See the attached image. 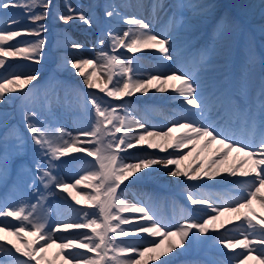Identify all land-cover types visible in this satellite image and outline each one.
I'll use <instances>...</instances> for the list:
<instances>
[{
    "label": "rangeland",
    "instance_id": "obj_1",
    "mask_svg": "<svg viewBox=\"0 0 264 264\" xmlns=\"http://www.w3.org/2000/svg\"><path fill=\"white\" fill-rule=\"evenodd\" d=\"M81 1H84L85 4L79 1L69 4L66 0H0L4 10V13L0 15V115L5 114L1 113L2 106L14 109L19 104L30 105L39 102L43 106V111L36 115L38 120L47 122L53 118L63 121L67 117L77 121L85 133H87L88 123H92L94 128L87 135L89 142H83L86 138H82L77 123L67 120L66 128L68 131H66L64 139L65 147H68L67 152L65 148L62 152L56 153L57 151H54L53 154V158L62 157L66 162V160L71 159V154H69L72 151L71 145L78 144L75 149L76 159L74 163H81V165L77 164L74 168L76 177L67 175L66 181L55 187L57 197H53L52 200L53 203H63L69 208L87 205L81 215L74 214L69 208L60 204L52 206L49 202L47 204L49 208H43L40 205V202L48 195V186H51L56 174L59 173L57 170L51 169L48 174L52 178L51 183H48L46 179L43 180L48 183V186L45 185L41 190L33 192L37 189L33 186V179H27V176L24 178L18 166L15 167V176L12 179V166L3 163L0 156V192L5 188L4 194L0 193V232L1 230L3 232V234L0 233V242L5 241V245H0V250H2L0 251V260H2L0 264H14L13 262H16L20 255L23 261L28 263L35 260L33 264H209L203 258L205 254L212 255L214 259L223 264H258V260H264V213L253 216L258 225L255 230L257 234L254 236L249 235L247 230L238 232L232 227L218 231L213 223L211 213L203 211L201 205L198 204L200 199L207 202L211 201L210 190L200 183L205 176V171L203 170L200 174H193L189 170V165L194 160L193 142L202 138L204 132L196 136L187 130L177 131L174 136L175 140H171L170 144L149 146L138 131H128V136L131 138L122 145L120 153L122 164L120 156L107 154L109 151H116L120 140H123L124 137L125 129L124 127H117L114 122L115 115H111V119L103 124L101 120L103 112L94 106V100L85 90H80L79 95L70 94L61 98L62 91L56 82L62 80V72L74 78L72 75L82 68V60L85 58L92 62V67L87 72V79L85 81L79 80L84 86L88 84L85 89L107 84L112 90L113 83V86L123 93L126 89L125 77L127 80L130 78L128 65L133 60L129 54H140L139 52L149 45L147 38L141 37L134 28V26L139 27L137 24L139 19L130 15L133 10L144 9L142 0H134L136 4H132L129 0H110L113 4L112 8L107 7V0H97L99 1L97 3H95L96 0ZM206 1L215 4L214 6L211 4L213 7H209V3L200 0V4L204 6L200 9L197 7L199 9L197 15H200V18H203L205 22L193 18V25L197 28L182 32L186 36L194 33L191 44L185 40L186 47L193 45L200 56L206 55V50L211 47L217 51L216 54L213 53L211 58H216L219 54L224 58L226 56L223 54L226 51L222 50L225 47L223 43L228 38L230 42L232 41L228 35L237 37L241 33L243 36L250 35V39H252L250 25L258 24L257 26L260 28L252 27L253 43L259 50L260 58H264V43L257 41V39L264 38V14H261L264 12V2H260V0L245 1L243 11L247 16L238 19L234 14L230 15L227 7L219 13V9L222 8L220 7L222 0ZM96 5L100 6L96 7ZM259 7L258 15L257 9ZM66 11H70V13L66 14ZM81 11H83L82 14L87 13V15H81L79 13ZM147 14H144L143 18L149 20ZM179 14L180 17L188 16V12H184L183 9L177 15ZM122 20L123 23L127 24L126 27L120 23ZM245 20L249 21L245 23ZM131 21L133 22L131 23ZM253 21H257V23ZM110 26L112 33L108 29ZM221 32L223 35L227 33V36L219 37ZM112 35L114 39L116 37L119 40H122L124 35V45H127L130 50H115L119 64L116 69L114 68L117 63L108 50L102 49L100 51L102 46L100 42L96 46L93 45L98 40H103L107 45L108 42L103 37L112 39ZM216 36L217 39H214ZM218 38H222V41L220 42ZM240 38L239 35L235 49ZM211 41H216L217 46L213 45ZM109 42L111 45L113 44V41L110 40ZM148 49L144 50L146 56L144 61H132V65L139 75L134 77L133 81L135 78L152 79L155 72L159 70L156 66V60L148 54L150 51ZM63 52H66V57L58 62L61 59L60 54ZM157 54L158 51L154 48V56L157 57ZM240 58L243 57L239 54L238 61L242 60ZM169 60V56L165 55V61L169 62ZM56 63L58 68L54 66ZM239 63L243 64V61ZM72 65L73 69L71 70ZM176 70L177 74L182 77V81L184 80L183 84L178 83L171 99V102L174 103L171 109L177 110V121L185 124L187 115H192V112L201 106H203L205 115L212 112L217 105L209 96V93L213 92H205L206 101L203 100V96H198L201 94L199 79L193 76V71H180L177 68ZM32 76H39V78ZM25 77H32L33 80L25 84ZM171 77H173L172 84L174 85L176 74ZM36 79L38 80L33 85L26 90L22 89ZM245 81L248 85H252L255 76L252 74ZM55 85L57 87L53 88ZM206 86L207 83L203 81V89ZM149 90V87L135 86L133 83L132 89L127 90V98H124L122 94L120 98L113 101V104L103 105L112 108L125 106L127 116L129 112L140 113L146 120H149L146 111H152L151 115L154 118L165 121L168 109L166 111L159 100L142 101L141 97L147 95ZM96 91L102 95L104 100L112 98L110 95L102 94L99 87L96 88ZM223 92H226V89ZM190 93L194 96L189 98ZM183 95L186 98H183ZM80 96L83 98L80 102L83 103V107L79 103ZM155 97H164L163 88L158 87L150 95V98ZM94 99L96 101L95 96ZM182 109L186 110L188 114L183 113ZM44 110L49 116H46ZM31 111L33 109L26 113L29 114ZM9 112L7 111V113ZM115 114L117 122L121 124L123 122L121 110L116 109ZM138 117L140 118L141 115ZM3 121L0 116V125ZM170 122L168 123L170 124ZM27 130V128L21 127L18 133L25 131V138L28 139ZM1 133L2 129H0V135ZM214 133L219 138L231 139V136L225 137L223 133ZM13 135L11 132H6L3 137L0 136L1 144H6L7 149L15 147ZM232 137L237 140L231 139L230 143L235 142L239 145L240 136L233 135ZM19 143L24 146L21 137ZM239 147L242 146L239 145ZM2 152L5 150H0V154ZM10 152L12 151L10 150ZM176 154L178 155L176 156ZM223 154L224 156L227 155L228 150ZM186 157L187 159L184 161ZM169 158H172L171 161L174 162L171 166L168 165ZM178 159L181 160V163ZM20 162L28 164L29 161ZM82 162H93L96 165L92 166V164ZM124 163L127 167L124 166ZM185 164L188 165L186 168H184ZM118 165H121L120 171L117 173L119 179H134L135 181L117 190V200L122 202L124 207L134 211V214L124 216L126 221L132 217L138 219L133 226L131 223L128 224L132 227L128 228V231L133 233L122 235L123 241L119 234L126 233V231L117 222V218L121 214H115L119 209L118 204L112 205L105 212L100 208L101 214L98 210L93 215L95 211L92 210V207H96L100 203L103 195L108 194L112 189L111 182L114 180L115 168ZM60 168L64 170L66 164ZM180 168L183 169L182 177L174 186L158 184L157 178L159 176H165L171 170H179ZM187 175L191 176V179L193 175L195 183L185 186V189H180L183 177L184 180H189L186 179ZM12 180L15 183V190L12 189L14 186L12 183L10 187H7ZM128 183V181H124L122 186ZM29 189L31 190L29 191ZM175 192L187 194V197H174ZM154 198L155 200H153ZM152 203H155V206ZM230 204L231 201L229 200L218 203L219 214L227 210ZM159 209L164 211V213H160L162 214L160 217L157 216ZM29 216H32L33 225L37 228H40L38 226L40 224L39 233H35V229L27 222ZM43 218L47 220L46 224L42 223ZM193 219L200 223V228L203 227L202 233L200 231H188L187 235L185 225H189L187 220ZM14 221L18 226H13ZM133 227H144V230L151 229L147 232H151L154 237H133ZM48 228L49 231H47ZM4 229L7 230L3 231ZM8 229L16 230L22 243L19 242L16 233ZM205 230H209L207 233L210 241L213 242V244L207 245L209 250H203L201 245H194L191 249L198 253L192 258H187L186 262H179V241L185 242L188 236L191 242L194 237L204 235ZM107 232L117 235L114 237L115 240L112 237L107 239L108 254L104 256L99 251V244L101 243L100 240L106 237ZM139 233L145 232L140 230ZM80 234L81 237H79ZM128 237L130 239H127ZM203 237L205 238V236ZM33 240L35 245H29ZM71 244L76 245V247L71 249L69 247ZM244 244L250 249H244ZM24 245L27 249L21 251L22 247H25ZM132 245L136 246L137 250L134 251L138 254L131 253L128 255L127 250L129 251ZM186 245L188 246V244ZM235 248H238V251H234ZM212 250L218 251V254ZM89 252H92V255L88 256L87 253ZM33 255L36 256L35 259ZM225 259L230 262H224ZM209 260L212 261L213 259L209 258ZM259 264H264V261Z\"/></svg>",
    "mask_w": 264,
    "mask_h": 264
},
{
    "label": "bare ground",
    "instance_id": "obj_2",
    "mask_svg": "<svg viewBox=\"0 0 264 264\" xmlns=\"http://www.w3.org/2000/svg\"><path fill=\"white\" fill-rule=\"evenodd\" d=\"M223 1L226 3V7L231 8L233 12L240 16L243 15L242 7L246 0ZM171 40L177 45L182 42L183 36L179 34ZM82 63V68L75 73V76L85 81L87 79V72L92 65L90 60H82ZM72 69L73 65L71 66ZM31 80V78H27L24 82L26 84ZM138 83H145L147 85L160 83L165 85V83H162V78H157L155 82L153 80L144 82L138 79L135 81V84ZM223 111H226L225 107ZM198 114L196 113V116ZM209 118L211 119L213 116ZM129 120L132 125L138 123L135 116H131ZM141 134L148 140L149 145L156 146L161 143H170L172 138L171 133H162L154 129H147L145 132H141ZM208 137L207 134L203 139L197 140L194 143L198 147V152L190 167L195 173H201L202 170H205L203 184L208 186L213 192L212 202L202 203L203 209L213 213V223L220 229L232 226L238 230L247 229L248 233H254L253 229L256 226L252 220L253 216L257 213H264V145L259 149V154H257L255 159L247 160L244 155L242 157L236 153L227 159H220L219 151L215 150L214 147L216 145H231L219 139L213 144H208ZM181 170L170 171L165 176H159L158 182L164 186H173L181 178ZM225 199L237 202L223 211L221 215L218 214L216 216V202ZM72 248L74 249L75 245H72Z\"/></svg>",
    "mask_w": 264,
    "mask_h": 264
}]
</instances>
